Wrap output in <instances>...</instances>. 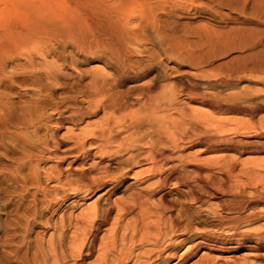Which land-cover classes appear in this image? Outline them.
Wrapping results in <instances>:
<instances>
[{"label":"rangeland","instance_id":"374dc122","mask_svg":"<svg viewBox=\"0 0 264 264\" xmlns=\"http://www.w3.org/2000/svg\"><path fill=\"white\" fill-rule=\"evenodd\" d=\"M100 2L102 7L116 13L111 12L110 20L127 30L123 44L111 42V38L104 35L91 36L89 32L91 37L86 34L87 40L82 43L72 42L70 32L60 27L53 34H44L25 44L20 63H26V66L16 68L9 62L1 74L0 264H42L48 260L46 240L53 232L52 224L55 218H60V212L54 213L58 206L45 190L55 182L45 177V173H57L58 169L62 180L77 177L71 174L67 165L75 160L70 154L77 135L85 131L88 134L98 132L97 125L112 115H120L118 118H125L129 123L134 115H146L143 108L161 104L163 110L158 114L169 116L168 126L163 128L165 135L154 123H144L131 131H143L149 137L160 136L167 145H173L170 146L174 149L171 154H197L199 164L210 168L202 172L204 177L207 176L205 173L213 174V185L211 197H203L205 202L200 203L201 219L213 221L220 214L257 216L245 221V226L241 224V235L231 236L226 233L227 229L223 232L225 239L217 241L214 249L198 248L181 263L264 264V0ZM59 3L74 11L81 10L77 0H43V5H50L52 9ZM110 20H105L106 24ZM93 39L101 43L96 45ZM99 74H106L105 79L109 78L112 84L116 83L114 79L121 78L123 85L112 92H101L102 76ZM139 86L149 89L144 94L148 96L143 95ZM130 89L133 93L128 92ZM149 98L155 102L158 99L157 103H150ZM77 111L87 114L79 120ZM69 118H73L75 124L67 122ZM180 121L184 123L179 126ZM174 124L178 125L174 127ZM206 128H211L215 136L212 135V139L216 142L210 143L202 137ZM185 131L189 134L193 131L197 142L183 151L177 150L174 142ZM87 137L88 142L94 141L91 135ZM220 138L222 142L217 141ZM93 147L87 158L80 157L79 164L74 162L73 165L84 163L87 168L96 162L97 159L92 157L96 152ZM121 160L116 157L111 163L112 171L124 166ZM180 168L179 173H184L185 168ZM151 180L142 183L130 174L120 184L115 197L128 199L135 193L138 195L142 192L141 187L144 189ZM172 194L170 199L174 198L178 206L186 207L180 189H173ZM86 204L73 209L74 215L84 211ZM135 211L138 210L129 217H136ZM188 213L184 214L188 218L191 215L189 219L197 225L198 220ZM212 230L215 235L220 234L219 229ZM176 236L177 247L173 251L181 254L188 243L184 241L186 236ZM182 240L184 242L180 243ZM94 258L95 255L92 260Z\"/></svg>","mask_w":264,"mask_h":264},{"label":"bare ground","instance_id":"6f19581e","mask_svg":"<svg viewBox=\"0 0 264 264\" xmlns=\"http://www.w3.org/2000/svg\"><path fill=\"white\" fill-rule=\"evenodd\" d=\"M77 3L78 7H81L79 8L81 9L79 10L80 12L72 10L64 3H59L56 9H52L50 5H43V0H0V78H2L1 74H4L5 67L9 62L15 65L16 68H22L27 65L26 63H20V56L28 41L36 40L44 34L55 32L57 28L60 27L70 32L69 35L71 39H73L72 42L75 41L82 43L81 41H85V39L87 40L88 36H86V34L89 32L91 36L104 35L107 36V38H111V42L119 43L118 45H120V43L123 44L128 32L124 27L115 23L114 20H110L111 12L113 11L110 12V10L105 8L104 5L102 7L100 0H77ZM107 19L110 20V22H107L109 24H106L105 22ZM66 33L67 32H65V34ZM97 40L98 39H93V41H95L94 44L96 45L98 42L101 43V41ZM90 43L92 44V42ZM120 70L119 72H121ZM103 75L104 76H102V74L100 75L102 76L99 85L102 89L99 88L101 92L103 90L112 92V90L114 91V88H117V86L122 84L121 78H118L117 81L114 79V82L116 83L112 84L108 81L109 78L108 80L105 79L106 74ZM120 77L123 76L120 75ZM140 87L142 86L137 88ZM116 90H119V88ZM141 90L144 95L149 89L142 87ZM129 91L132 92L131 89L128 90V92ZM135 91H137V89ZM135 91L134 94L137 93ZM189 95L191 96V94ZM157 100L154 102L157 103ZM149 101L150 103L153 102L150 98ZM111 105L113 106V104ZM162 105L163 104H161V106ZM94 106H97V103ZM105 106L104 110L107 108V106ZM161 106L155 107L149 105V107L143 108L145 109L144 112H146V115L136 116L133 114L134 116L132 115L133 117L129 123L125 118H118L120 115L117 117L112 115L110 116V119L106 118L108 119L107 121L105 120L106 122L97 125L99 126L98 132L92 131L88 134L87 131H85L84 134L78 133L79 135L76 136L74 143L75 146L72 144L74 147L70 154V156L75 157L74 162H80V157L84 159L87 158L90 155L93 145L96 152L92 157H95L97 160L87 168L84 163H80V166H74V162L67 163V165L69 164L70 166L71 174L77 176L76 178L66 177V179L62 180L58 169L57 173L52 171L50 173H45L46 176L43 175L49 180H54L55 182L53 186H47L48 188L45 187V190L47 195L52 198L54 204L58 206L54 210V213L60 212V218L58 220L55 218L54 223L52 224L54 230L46 240V251L49 258L42 264H130L131 262L132 264H182L181 262L188 258L187 256H189L191 252L193 254V251L198 248H205L207 250L214 249L217 241L223 242L225 239L223 232H226L227 229L230 231L228 230L226 233L229 232L231 236L241 235V224L250 220L252 217L257 218L255 214L254 216L247 214L249 216L246 217H242V215L228 216L220 214L216 217L214 216L215 219L213 221L212 219H201L203 213H201V211L203 210L200 203L205 202L203 197H211L213 185V174L205 173L207 176L204 177L202 176V172L206 171L205 169L209 170L210 168L199 164L197 154H171V150L174 149L170 146L173 145H167L160 136L159 138H156L155 136L149 137L148 134H143L144 132L140 131V129L139 131L141 133L131 131L133 128H138L144 123H154L155 126L159 128V131L164 132L165 135V131L163 130L165 129L164 127L168 126L166 124L169 116L164 114H160V116L158 114L163 110V106L162 108ZM193 112L194 110H192V113ZM75 114H77V118L81 120L87 113L83 112L80 114L79 111H77ZM107 114H109V111ZM114 115L116 116V113ZM124 115L125 114H123V117ZM190 115L192 116V114ZM61 121L63 122V120ZM67 122L72 123L73 118H69ZM181 123L184 122L180 121V123H178L179 126ZM73 124H75V122H73ZM178 124H174V127ZM218 126L220 125H217V127ZM211 128H206L207 131L205 130L206 132L202 137H204L205 140L210 141V143H214L216 141H213L212 139V135L214 136V134H212L213 131H211ZM145 130L148 129L146 128ZM176 131H178V129L175 130V133ZM188 132L189 131H185L183 135L180 133V139L176 138L178 134L176 136L174 135L175 139H178L174 142V147L177 150L183 151L191 146L192 143L195 144V142H197L194 140V132L191 131L193 134H191V132L189 134ZM88 135H91L92 138H94V141L88 142L86 139ZM170 139L172 141L173 138L170 137ZM221 139L222 138L217 141L222 142ZM198 142H200L199 139ZM122 152H125L126 154H120ZM124 156L127 157L124 158ZM116 157L122 159L121 162L124 166L119 168L117 165V171L114 172L110 167H112L111 163L116 160ZM169 163H172V165ZM69 166L67 167L69 168ZM180 166L185 168L184 173H179ZM140 167L143 168L137 170ZM130 174L142 183H146L150 179L153 181L151 180L152 182L144 185V189L139 186L141 187L142 192H139L138 195H135L137 194L135 193L128 199H121V196L119 198L115 197L117 190L120 188V184L130 177ZM35 175L37 176V174ZM215 180L216 179H214V181ZM39 186H41V184H39ZM177 188L180 189L182 194H184L183 196H185L186 200H183L182 202L185 201L184 203H186L187 208L182 204H180L181 206H178L179 203L174 201L173 197V199L169 198L172 194V190ZM41 190H43V188ZM95 195H97L98 198L96 197L97 199L95 198L94 201L86 204L87 201ZM80 204H86L87 207H85V210L81 213L74 215L73 209L78 208ZM135 209L138 210L135 211L137 212V215L135 214L136 217H129ZM227 209L232 210V208L229 207ZM211 211L212 209L210 212ZM214 211L217 212L216 210ZM65 212H68L69 214L67 213L68 215H66ZM187 212H189L188 214L191 212L192 216L195 217V220H198L196 221L197 225H193L195 222L193 223V221L189 219L191 218V215L188 218L184 214H187ZM51 217H53V215ZM47 222L50 223V219H48ZM107 224H109L110 227H105ZM213 228L219 229L220 234L215 235V232L212 230ZM176 235L188 236L184 239V241L188 243V247L186 246V250L184 248L185 251L181 254L173 251L177 247L175 246V241L177 239ZM241 237H243V235ZM184 241L182 240L180 243H183ZM253 247L254 246L251 248ZM94 255L95 258L92 260ZM206 259L207 258H205V260ZM36 264H38V262Z\"/></svg>","mask_w":264,"mask_h":264}]
</instances>
